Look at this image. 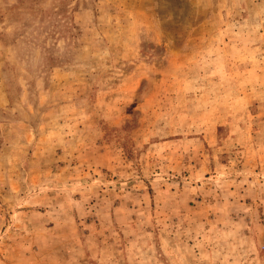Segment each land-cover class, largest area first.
Instances as JSON below:
<instances>
[{
  "label": "rangeland",
  "instance_id": "rangeland-1",
  "mask_svg": "<svg viewBox=\"0 0 264 264\" xmlns=\"http://www.w3.org/2000/svg\"><path fill=\"white\" fill-rule=\"evenodd\" d=\"M0 264H264V0H0Z\"/></svg>",
  "mask_w": 264,
  "mask_h": 264
}]
</instances>
